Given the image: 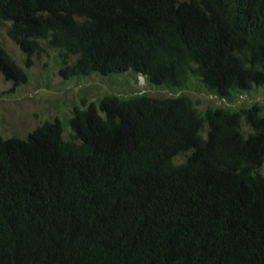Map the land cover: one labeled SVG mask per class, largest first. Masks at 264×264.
<instances>
[{
    "label": "trees",
    "instance_id": "trees-1",
    "mask_svg": "<svg viewBox=\"0 0 264 264\" xmlns=\"http://www.w3.org/2000/svg\"><path fill=\"white\" fill-rule=\"evenodd\" d=\"M0 21L65 78L196 77L229 102L264 84V0H0ZM0 72L28 77L2 42ZM68 124L0 135V264H264V101L112 92Z\"/></svg>",
    "mask_w": 264,
    "mask_h": 264
},
{
    "label": "rangeland",
    "instance_id": "rangeland-1",
    "mask_svg": "<svg viewBox=\"0 0 264 264\" xmlns=\"http://www.w3.org/2000/svg\"><path fill=\"white\" fill-rule=\"evenodd\" d=\"M9 21H0V42L27 70L25 82L7 80L0 72V135H18L24 137L37 125L59 116L65 123V135H71L68 124L76 106L84 107L106 93L131 95L148 93L154 96H172L186 93L198 101L199 108L209 104L251 105L255 101H264V84L255 86L229 102L204 90L201 81L193 77L189 86L179 92L169 87L158 86L148 82L143 74L128 70L113 74L93 73L91 75L65 78L59 72L61 63L59 55L53 48H43L32 55L29 65L27 55L8 34ZM244 131L248 132L247 126ZM264 174V162L261 167Z\"/></svg>",
    "mask_w": 264,
    "mask_h": 264
}]
</instances>
